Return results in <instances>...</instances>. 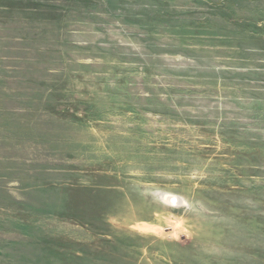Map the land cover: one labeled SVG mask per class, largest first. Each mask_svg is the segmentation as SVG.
Returning <instances> with one entry per match:
<instances>
[{
	"label": "rangeland",
	"instance_id": "1",
	"mask_svg": "<svg viewBox=\"0 0 264 264\" xmlns=\"http://www.w3.org/2000/svg\"><path fill=\"white\" fill-rule=\"evenodd\" d=\"M0 264H264V0H0Z\"/></svg>",
	"mask_w": 264,
	"mask_h": 264
},
{
	"label": "clouds",
	"instance_id": "2",
	"mask_svg": "<svg viewBox=\"0 0 264 264\" xmlns=\"http://www.w3.org/2000/svg\"><path fill=\"white\" fill-rule=\"evenodd\" d=\"M145 194L151 196L155 201L166 207L177 208L187 206V201L176 193L154 189ZM175 228H182V223L180 221H177L175 223Z\"/></svg>",
	"mask_w": 264,
	"mask_h": 264
}]
</instances>
